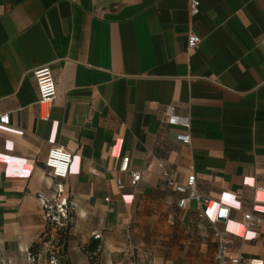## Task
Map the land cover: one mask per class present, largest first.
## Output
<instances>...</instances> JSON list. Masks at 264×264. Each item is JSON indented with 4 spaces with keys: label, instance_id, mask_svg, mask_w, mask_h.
<instances>
[{
    "label": "crops",
    "instance_id": "1",
    "mask_svg": "<svg viewBox=\"0 0 264 264\" xmlns=\"http://www.w3.org/2000/svg\"><path fill=\"white\" fill-rule=\"evenodd\" d=\"M199 1L192 16L190 0H0V258L46 231L39 196L55 197L45 160L58 146L73 154L70 264H215L197 202L177 206L160 164L181 182L193 166L207 214L231 209L229 252L264 264V0ZM191 33L202 41L188 51ZM45 65L58 90L47 120L33 75ZM170 107L190 130L166 123Z\"/></svg>",
    "mask_w": 264,
    "mask_h": 264
},
{
    "label": "built area",
    "instance_id": "2",
    "mask_svg": "<svg viewBox=\"0 0 264 264\" xmlns=\"http://www.w3.org/2000/svg\"><path fill=\"white\" fill-rule=\"evenodd\" d=\"M200 6L199 0H190L189 10L192 16H196L200 13ZM201 41V38L197 34L191 33L188 37V51L197 49ZM33 75L39 95L38 106L40 108L41 118L47 120L50 118L51 108L58 94L56 80L51 66L49 65L36 68L33 71ZM165 115L166 123L170 125H181L187 130H190V120L188 118L176 116L174 114V108H168ZM0 124L9 125L10 114L0 113ZM177 140L183 144H190L191 136L189 133H182L177 136ZM72 162L73 154L66 148L58 146H53L50 149L45 160V167L48 174L56 180V194L53 200H48L39 196L41 206L45 212L47 224L50 226L56 225L59 227H66V224L72 220L71 206L67 198L63 196L64 182L69 177ZM130 162V157H124L121 160L120 172L128 173L130 175V185L136 187L142 180V172L139 170H132L130 168ZM160 169L164 183L179 194L180 198L177 206L180 209H186L189 200H195L197 202L200 217L206 220L216 239L217 247L214 255L215 264H250L248 260L241 255H234L229 252L228 246L231 243V236L229 233L219 229L220 224L226 225L230 221L231 209L224 204H219L213 217L207 214L211 200L200 194L194 167L190 166V174L185 182L179 181L177 174L165 168L163 164H160ZM117 186L120 190L126 187L121 179L117 180ZM221 211L225 212L224 216L220 215ZM254 221L255 218L251 213L244 215L243 226L246 231L254 227ZM94 238L99 239L100 236L97 235L94 236Z\"/></svg>",
    "mask_w": 264,
    "mask_h": 264
},
{
    "label": "rangeland",
    "instance_id": "3",
    "mask_svg": "<svg viewBox=\"0 0 264 264\" xmlns=\"http://www.w3.org/2000/svg\"><path fill=\"white\" fill-rule=\"evenodd\" d=\"M69 223L72 225V220ZM67 226L48 225L39 242L32 246V250L25 251L23 256L3 254L0 264H65L71 228L68 229Z\"/></svg>",
    "mask_w": 264,
    "mask_h": 264
},
{
    "label": "trees",
    "instance_id": "4",
    "mask_svg": "<svg viewBox=\"0 0 264 264\" xmlns=\"http://www.w3.org/2000/svg\"><path fill=\"white\" fill-rule=\"evenodd\" d=\"M67 225H68L67 228L69 229V227H71V224L68 223ZM99 246H100L99 240L94 238V240L91 243V245L87 248V251L90 252V253H94V252H96L99 249ZM30 250H32V247L30 248ZM66 256H67V254H66ZM65 264H70V262L68 260H66Z\"/></svg>",
    "mask_w": 264,
    "mask_h": 264
},
{
    "label": "snow or ice",
    "instance_id": "5",
    "mask_svg": "<svg viewBox=\"0 0 264 264\" xmlns=\"http://www.w3.org/2000/svg\"><path fill=\"white\" fill-rule=\"evenodd\" d=\"M225 202H227V203H231V198L230 197H228V196H225ZM237 207H238V205H237ZM220 215L221 216H224L225 215V212L224 211H221L220 212Z\"/></svg>",
    "mask_w": 264,
    "mask_h": 264
}]
</instances>
